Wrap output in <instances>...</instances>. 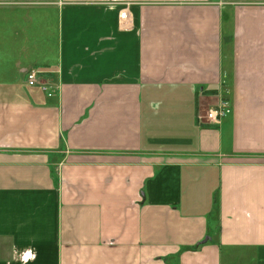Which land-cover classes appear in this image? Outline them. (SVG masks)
<instances>
[{"label": "crops", "instance_id": "obj_1", "mask_svg": "<svg viewBox=\"0 0 264 264\" xmlns=\"http://www.w3.org/2000/svg\"><path fill=\"white\" fill-rule=\"evenodd\" d=\"M0 264H264V0H0Z\"/></svg>", "mask_w": 264, "mask_h": 264}, {"label": "built area", "instance_id": "obj_2", "mask_svg": "<svg viewBox=\"0 0 264 264\" xmlns=\"http://www.w3.org/2000/svg\"><path fill=\"white\" fill-rule=\"evenodd\" d=\"M122 17H126V12L123 11ZM28 83L30 85H37L39 83L38 72L31 69L27 73ZM42 89L46 90L45 85H41ZM232 104L227 97H222L221 100L214 106H211L199 113V119L210 124H220L221 121L231 112Z\"/></svg>", "mask_w": 264, "mask_h": 264}, {"label": "rangeland", "instance_id": "obj_3", "mask_svg": "<svg viewBox=\"0 0 264 264\" xmlns=\"http://www.w3.org/2000/svg\"><path fill=\"white\" fill-rule=\"evenodd\" d=\"M36 70V69H35ZM37 71V70H36ZM38 72V71H37ZM38 78H39V72H38ZM206 110V109H205Z\"/></svg>", "mask_w": 264, "mask_h": 264}]
</instances>
